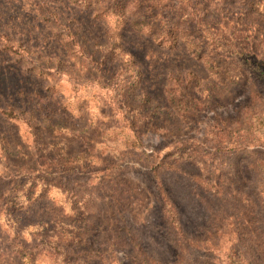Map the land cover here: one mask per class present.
Masks as SVG:
<instances>
[{"label":"rangeland","instance_id":"1","mask_svg":"<svg viewBox=\"0 0 264 264\" xmlns=\"http://www.w3.org/2000/svg\"><path fill=\"white\" fill-rule=\"evenodd\" d=\"M261 112L264 0H0V264H229L262 208L197 176L257 198L264 140L205 152Z\"/></svg>","mask_w":264,"mask_h":264},{"label":"trees","instance_id":"2","mask_svg":"<svg viewBox=\"0 0 264 264\" xmlns=\"http://www.w3.org/2000/svg\"><path fill=\"white\" fill-rule=\"evenodd\" d=\"M254 118L256 119V122H254L250 126H237L236 124H233L232 126L226 125V128L221 129V133H219L221 134V136L216 145L213 146V150H208L207 152H205L206 155H212L213 157L215 156V158H222L223 155H221V152L225 150V152H230L231 154L240 151L249 152L247 150H254L253 152H256L255 149L257 148V144H255V141L264 140V113L261 112L255 115ZM222 144H225L226 146L222 147ZM166 163L168 162L163 160L160 165H166ZM170 165V167H174L173 164ZM204 165L206 166V163ZM158 167L160 166H153L151 170L158 181L163 201L164 213L176 230L179 244L186 247L192 242L191 240H188L184 235L183 229L180 224L178 209L161 184ZM240 174L244 177L243 173H241V170L239 173L235 171H233L232 173H230V171L225 173L221 170L218 172V174H212L211 176L199 174L197 176V180L200 181L203 185H206L215 194L230 195V193L233 192L240 195L239 198L242 202L241 204H243L241 207L243 208V210L242 213H239L238 215L242 217L246 218V216H254L255 209H253V206L254 208L257 206H261L262 215L259 218L262 221V225H264V175L261 176L260 189L258 190L259 193L257 192L259 196H257V198H251L250 193H248L246 190L241 189V180H239ZM248 199H250V201ZM251 204L253 205L252 209L250 207ZM233 217L236 216L233 215ZM256 217L257 216H254L253 218L256 219ZM221 229L222 227L219 225V227H217V230L220 231ZM246 230L251 233V229L249 226L246 227ZM260 233H262L263 239L261 242L255 243L253 240L249 239L246 234L239 232L238 236H236L235 240L233 241L232 248L228 252V263L264 264V227L262 230H260ZM145 261L147 262V260Z\"/></svg>","mask_w":264,"mask_h":264}]
</instances>
